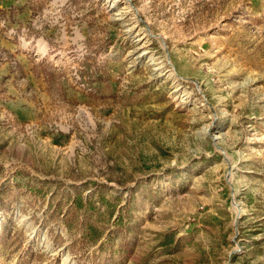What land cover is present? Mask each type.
Masks as SVG:
<instances>
[{
    "label": "rangeland",
    "instance_id": "rangeland-1",
    "mask_svg": "<svg viewBox=\"0 0 264 264\" xmlns=\"http://www.w3.org/2000/svg\"><path fill=\"white\" fill-rule=\"evenodd\" d=\"M0 264H264V0H0Z\"/></svg>",
    "mask_w": 264,
    "mask_h": 264
}]
</instances>
